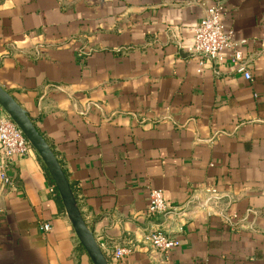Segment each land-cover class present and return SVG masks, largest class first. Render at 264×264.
I'll return each instance as SVG.
<instances>
[{
    "label": "crops",
    "instance_id": "crops-1",
    "mask_svg": "<svg viewBox=\"0 0 264 264\" xmlns=\"http://www.w3.org/2000/svg\"><path fill=\"white\" fill-rule=\"evenodd\" d=\"M214 4L249 80L228 61L198 71L186 52ZM0 87L108 264H264V0H0ZM5 173L0 264H92L36 149ZM151 190L174 208L147 215ZM149 230L178 248L106 255Z\"/></svg>",
    "mask_w": 264,
    "mask_h": 264
},
{
    "label": "built area",
    "instance_id": "built-area-1",
    "mask_svg": "<svg viewBox=\"0 0 264 264\" xmlns=\"http://www.w3.org/2000/svg\"><path fill=\"white\" fill-rule=\"evenodd\" d=\"M223 8L214 4L209 6L205 15L191 29L192 41L186 48V52L197 60L198 71L206 64L212 66L221 65L228 61L236 70L241 73L245 80L250 79L247 65L244 62V55L241 47L244 41H234L231 33L225 28L222 21ZM29 150V144L21 131L7 116L0 117V182L9 185V177L5 173L6 164L13 157H23ZM205 193L212 200H217V193L214 188H205ZM174 207L166 202L162 192L151 190L149 192L146 213L150 216L163 214ZM235 217V216H233ZM40 229L47 233L50 226L43 223ZM179 242L176 238L170 237L158 230H149L141 235L140 242L113 247L107 252L115 261H121L129 257L137 249L155 251L161 253L164 258L178 248Z\"/></svg>",
    "mask_w": 264,
    "mask_h": 264
},
{
    "label": "water",
    "instance_id": "water-1",
    "mask_svg": "<svg viewBox=\"0 0 264 264\" xmlns=\"http://www.w3.org/2000/svg\"><path fill=\"white\" fill-rule=\"evenodd\" d=\"M0 106L6 111L9 119L21 131L24 138L32 147H34L43 161L50 177L58 190V193L64 203L68 220L71 223L74 234L84 248L92 264H108L99 245L92 238L91 234L84 227L79 212L73 200L72 192L67 181L48 146L37 133L30 118L20 109L13 99L0 87ZM152 253H161L150 251Z\"/></svg>",
    "mask_w": 264,
    "mask_h": 264
}]
</instances>
